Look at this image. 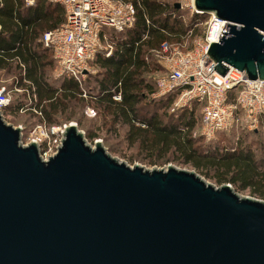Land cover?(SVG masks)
<instances>
[{
	"label": "water",
	"instance_id": "water-1",
	"mask_svg": "<svg viewBox=\"0 0 264 264\" xmlns=\"http://www.w3.org/2000/svg\"><path fill=\"white\" fill-rule=\"evenodd\" d=\"M192 3L227 22L205 51L212 68L264 79V0ZM3 112L0 264H264V200L193 170L131 166L75 122L44 158Z\"/></svg>",
	"mask_w": 264,
	"mask_h": 264
},
{
	"label": "trees",
	"instance_id": "trees-1",
	"mask_svg": "<svg viewBox=\"0 0 264 264\" xmlns=\"http://www.w3.org/2000/svg\"><path fill=\"white\" fill-rule=\"evenodd\" d=\"M129 1L136 6V22L121 32L104 31L106 35L109 31L122 36L117 39L113 36L111 55L99 52L93 60L99 72L93 76L95 85L88 87L85 96L87 80L64 76L57 86L49 81L53 51L40 39L47 30L65 23L66 9L60 3L52 9L47 0H37L34 6H27L24 0H0V70L13 69L16 64L21 71L17 84L35 98L34 105L40 108L48 126L59 123L60 115L72 113L71 102L79 100L93 106L95 115L101 112L100 130L116 131L124 126L127 141L139 142L154 162L173 157L218 183H231L239 190L250 189L264 199V143L258 147L262 153L258 157L251 144L242 138L229 146L213 144V140L203 142L202 136L195 135L202 123V117L199 122L196 115V106L173 110L179 91L152 97L158 90L152 75L158 70L153 58L155 51L164 42L181 45L189 37L201 35L199 24L207 21L209 14L195 12L186 19L185 10L176 5V0ZM239 89L230 90L228 101L236 97ZM118 94L121 100L115 99ZM164 98L168 99L160 104L155 101ZM16 101L15 106L9 104L4 111L20 112L26 102ZM195 103L203 107V103ZM167 109L173 113L167 114ZM240 126L235 125L231 131ZM98 135L96 132L89 137L96 139Z\"/></svg>",
	"mask_w": 264,
	"mask_h": 264
},
{
	"label": "built area",
	"instance_id": "built-area-1",
	"mask_svg": "<svg viewBox=\"0 0 264 264\" xmlns=\"http://www.w3.org/2000/svg\"><path fill=\"white\" fill-rule=\"evenodd\" d=\"M63 4L66 9V21L58 28L47 30L41 37L44 46L53 51L60 74L72 76L81 81L91 73V62L99 52L107 50L111 55L113 47L104 48L102 41L107 38L106 29L118 32L134 26L137 19L135 4L129 0H52ZM27 6H33L36 0H24ZM182 7L193 13L192 0H183ZM227 23L210 15L207 28L195 48L174 49L167 42L161 46V56L166 62V76L157 80V93L154 97L165 96L179 91L173 110L191 107L193 103H203L202 123L198 133L208 140L235 125L250 130L264 125V79H247L244 72L230 67L225 75L212 67L214 63L205 51L209 42H217L218 34ZM173 55H168L171 50ZM240 88L236 97L228 101L230 90ZM121 100V95L115 96ZM10 103V97L4 87H0V109L4 111ZM65 126V125H64ZM64 126L52 127L37 124L32 129V140L43 146L42 156L48 158L57 152V136Z\"/></svg>",
	"mask_w": 264,
	"mask_h": 264
},
{
	"label": "rangeland",
	"instance_id": "rangeland-1",
	"mask_svg": "<svg viewBox=\"0 0 264 264\" xmlns=\"http://www.w3.org/2000/svg\"><path fill=\"white\" fill-rule=\"evenodd\" d=\"M183 0H176V2H182ZM37 2V0H36ZM47 3L50 4L52 9H55L58 6V3L52 0H47ZM36 4V3H35ZM34 6V5H33ZM183 10H185V18L188 19L192 14H194L189 8L187 7H181ZM210 15H208L207 21L209 20ZM207 21L204 23L199 24V28L201 30V35H195L192 37H189L183 44L181 45H171V48H175L178 46L180 49L188 51L195 48L196 44L202 36L204 35L206 28H207ZM113 31V30H112ZM108 40L102 41V45L104 48H110L113 45V36L117 39L122 36V34L115 33V32H109L107 31ZM171 49V50H173ZM106 49L102 50L101 52L106 53ZM174 50L170 51L168 55H173ZM97 57V56H96ZM54 58V57H53ZM153 58L156 61L158 70L154 72L152 75L154 76V80L156 81L160 77L166 76L167 69H166V62L164 58L161 56V51H155ZM96 59V58H95ZM95 61V60H94ZM94 61L91 62V73L90 76H86L82 79V82L84 80H87L88 82L84 84L85 92L84 96L86 95V91L88 90V87H93L95 85V82L93 81L94 77L98 72L99 68L95 66ZM54 65L48 69V76L49 81L51 84H54L55 86L59 85L63 80V75L60 74L59 66L57 61L54 58ZM20 69L14 65L13 69L6 70L1 69L0 70V87H4L8 93V96L10 97V103L13 106L16 104V100H22L25 103V106L20 109V112H14L11 110L4 111V117L7 120V122L13 124L14 126H23V141L24 143H28L32 141V129L37 125H45L47 126L48 130H50L52 127H62L66 124H69L70 122H75L79 125V128L85 132L86 138L90 143H94L96 139H103L104 145L107 148L108 152L111 153L112 156L118 158L121 161L126 162L127 164L134 166L135 164H140L146 168L153 169V168H166L169 165L176 166L181 169H187V170H193L198 172L201 176H203L208 182L213 183L216 186H220L224 183H218L213 177L205 175L201 170H198L194 166L190 164H185L181 161L175 160L173 157H169L167 160L160 159L154 162L151 157L148 156L147 150L143 149L139 142L130 144L129 141L125 138L126 135V128L120 127L117 130H111L106 131L105 128L102 130L99 129V126L103 124V116L101 115V112H98L97 115H95V110L91 106H86L85 103L78 101H72L71 102V108L72 113L67 112L66 114H62L59 116V123L51 124L50 126L46 125L43 121L44 115L40 108H38L35 103V98L31 97L29 95V92H27L24 88H21L17 83L21 80L20 76ZM92 80V81H90ZM157 93V92H156ZM152 95L154 98L155 94ZM176 94V93H175ZM88 96V94H87ZM176 96V95H175ZM178 98V96H177ZM176 98V99H177ZM168 99V98H167ZM167 99H161V100H155L158 104H160L162 101ZM152 100V98H151ZM176 101V100H175ZM154 102V101H153ZM197 107L196 115L198 117V120L200 122V117H202V109L203 107L198 105L197 103H193L191 107H185V108H194ZM174 107V106H173ZM185 108L181 109L184 110ZM177 110V109H176ZM163 109L161 111L164 112ZM172 111V109H171ZM170 109H167V114L173 113ZM98 133V137L96 139H91L89 137V134L92 133ZM58 137L62 136V133L60 132ZM201 136V135H200ZM203 137V136H202ZM204 138V137H203ZM202 138V139H203ZM238 138H242L245 143L251 144L252 148L256 150V154L258 157L262 156L261 151L259 150L260 145L264 143V126H260L259 129H253L250 130L248 128H244L243 126L237 127L234 130H229L227 132H221L218 138H214L213 144H220L223 145H235V142ZM205 139V140H204ZM203 139V142L210 141L206 138ZM259 147V148H258ZM41 153H43V150L45 149L43 146H40ZM235 188V186H233ZM239 194L243 196H251L256 199H262L256 194L252 193L250 189L246 190H239L235 189ZM264 200V199H262Z\"/></svg>",
	"mask_w": 264,
	"mask_h": 264
}]
</instances>
